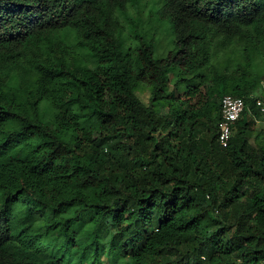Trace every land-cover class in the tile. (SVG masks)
Returning <instances> with one entry per match:
<instances>
[{
  "label": "trees",
  "instance_id": "obj_1",
  "mask_svg": "<svg viewBox=\"0 0 264 264\" xmlns=\"http://www.w3.org/2000/svg\"><path fill=\"white\" fill-rule=\"evenodd\" d=\"M143 1L0 0V264H264V0Z\"/></svg>",
  "mask_w": 264,
  "mask_h": 264
},
{
  "label": "rangeland",
  "instance_id": "obj_2",
  "mask_svg": "<svg viewBox=\"0 0 264 264\" xmlns=\"http://www.w3.org/2000/svg\"><path fill=\"white\" fill-rule=\"evenodd\" d=\"M156 5H157L156 0H146V1L139 3V5L134 10L132 9L129 11L128 18L126 19L125 25L128 26L127 33L130 36L133 33V31H137L141 34H149L150 32L156 31L158 36L155 38V40L158 42V46H164L166 44H165V41L163 40L169 39L170 31L167 26H164V25L159 26L158 24L155 23V17L152 16L151 13L152 12L154 13V11L156 10L157 8ZM65 42L67 45H72L69 39H65ZM260 52H264V49L260 50ZM262 57L264 58V55H262ZM231 68L232 66H231L230 59L227 57V54H226L222 58V61L218 64V70L220 74L228 75L231 71ZM249 74L252 76L251 78L253 79L259 78L260 80H262L263 75H264V65L262 63L254 64V67L250 69ZM259 85L260 87L257 86L255 91L253 92L254 95H251L250 97L261 94V90L264 87V81H260ZM137 96L143 102H147L149 98V91L147 89L140 88ZM262 116L263 115L258 116L255 126L252 128V131L249 134V141L251 144H255L256 139H258V141L264 140L263 134H261L264 131V124L262 123ZM36 215L39 216V214L37 213ZM102 260L105 262L104 257H102ZM75 261L76 260L74 259L72 264H76L74 263Z\"/></svg>",
  "mask_w": 264,
  "mask_h": 264
},
{
  "label": "built area",
  "instance_id": "obj_3",
  "mask_svg": "<svg viewBox=\"0 0 264 264\" xmlns=\"http://www.w3.org/2000/svg\"><path fill=\"white\" fill-rule=\"evenodd\" d=\"M264 91V87H263ZM261 114H264V97H251ZM245 109V100L240 97L224 95L220 99V117L217 123L218 143L226 147L231 137L232 126Z\"/></svg>",
  "mask_w": 264,
  "mask_h": 264
}]
</instances>
